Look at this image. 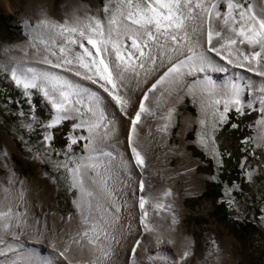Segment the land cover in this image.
Masks as SVG:
<instances>
[{"label":"bare ground","instance_id":"obj_1","mask_svg":"<svg viewBox=\"0 0 264 264\" xmlns=\"http://www.w3.org/2000/svg\"><path fill=\"white\" fill-rule=\"evenodd\" d=\"M54 1L47 12L37 13L34 25L27 26L29 36L24 43L0 45V58L5 59L12 53L31 55V60L4 65V68L17 85L24 89H35L49 106L51 129L65 120L80 119L75 128L85 131L81 138L86 144L84 152L78 156L79 163L71 169V199L75 211L65 213L61 210L56 186L45 180L39 162L32 156L24 155L14 139L6 135L7 150L1 153L4 160L1 159L5 162L1 167L6 172L0 177V205L5 208L12 206L16 212L23 214L25 224L22 228L14 229L17 233L15 238L4 236L6 244H0V264L18 259H24L28 264H95L98 257L101 258L100 264H156L164 257L186 260L193 237L180 231L178 226L186 215L185 197L202 195L204 180L198 175V161L189 145L170 143L168 116L155 112L157 103L165 94L166 106L172 108L185 102L188 97L217 91L221 92L225 102L230 99L235 85L239 88V104L229 103L228 107L237 105L241 109L252 106L263 110L264 76L249 71L247 67L229 64L222 56L206 48L199 49L207 57L203 70L193 69L175 83L158 86L155 92H150L145 105L151 108L153 115H141L137 133L132 135L130 143L131 119L138 110L140 98L167 65L149 71L146 81L141 73L139 84L130 82L123 90L129 104L121 111L120 106L97 85L41 62L43 52L40 49L43 45L40 41L47 33L46 29L38 27L42 19L63 22L70 20L74 14L83 17L97 13L103 17L104 6L92 8L79 1ZM222 2L224 0L218 4L220 12ZM234 2L240 3L237 0ZM251 7L256 14L264 15V0H252ZM220 26L221 22L216 21L217 29ZM224 34L227 35V32ZM213 43H216L215 38ZM230 50L222 49V55L227 56ZM242 50L251 51L247 45H243ZM230 58L236 59L237 54L233 52ZM45 72L59 73L81 88L98 92L101 96L99 110L103 113L101 126H94L99 113L95 116L92 113L90 118L84 119L71 106L67 111H58L56 103L60 97L53 91V85L35 78ZM25 84L29 86L25 87ZM171 87L173 89L170 91ZM82 96L86 97L87 94L82 93ZM84 102L89 101L85 98ZM194 123L195 120L189 116L181 119L179 135L182 139L187 137ZM259 128L261 135L257 141L264 143V120L259 122ZM50 136L53 137L52 133ZM72 141L79 143L76 134L72 135ZM131 146L137 147L144 155L145 165L142 168L135 165ZM12 151L36 162L34 176L26 177L9 167ZM175 158L179 159L177 165H173ZM93 164L96 165L94 169L87 167ZM141 197L146 200L144 209L139 207ZM145 211L148 213L146 217ZM82 213L88 215L87 220ZM95 223L102 224L107 233L106 236L101 233L98 242L101 249L107 250L106 257L97 249V241L92 239ZM86 231L87 237L84 236ZM7 246H11L12 250L8 251ZM225 258L224 254L218 255L219 262L215 264H229V259Z\"/></svg>","mask_w":264,"mask_h":264},{"label":"snow or ice","instance_id":"obj_2","mask_svg":"<svg viewBox=\"0 0 264 264\" xmlns=\"http://www.w3.org/2000/svg\"><path fill=\"white\" fill-rule=\"evenodd\" d=\"M219 2L108 0L102 9L103 17L97 13L85 14L83 17L74 14L70 20L65 19L63 22L42 19L38 27L46 29L47 33L40 41L43 45L40 49L43 52L41 62L97 85L120 106L121 111L129 104L123 94L128 84L132 81L139 84L141 73L146 81L149 71L166 64L165 71L140 98L138 110L131 119V143L132 135L137 133L141 115H153L151 108L145 105L149 93L155 92L158 86L175 83L193 69L203 70L207 57L199 49L206 48L222 56L229 64L247 67L249 71L264 76V15L253 12L251 5L245 8L234 0H224L227 11L222 13L218 9ZM216 21L221 22L219 29ZM243 45H247L251 51L243 52ZM226 48L231 50L227 56H223L221 50ZM233 52L237 54L236 59L230 58ZM35 78L53 85V91L60 97L56 103L58 111H67L71 106L79 112L86 98L89 101L88 111L94 116L99 113L94 126H101L103 113L99 110L101 96L98 92L81 88L59 73L45 72ZM28 86L25 84V87ZM82 93L87 96L83 97ZM238 95L239 88L234 85L230 99L225 101V110L229 103L239 104ZM130 150L135 165L142 168L145 165L144 155L135 146H131ZM87 167L94 169L96 165ZM145 203V198L141 197L139 207L144 209ZM82 215H85V220L88 219V215ZM147 215L145 211L144 216ZM24 224L23 214L16 212L12 206L5 208L0 205V244H6L5 235L15 238L17 233L14 229L22 228ZM92 231L97 249L106 257L107 250L101 249L98 242L101 233L105 236L107 233L99 223L93 225ZM84 236H88L87 231ZM7 250L11 251V246H7ZM100 260L98 257L95 264H100Z\"/></svg>","mask_w":264,"mask_h":264},{"label":"rangeland","instance_id":"obj_3","mask_svg":"<svg viewBox=\"0 0 264 264\" xmlns=\"http://www.w3.org/2000/svg\"><path fill=\"white\" fill-rule=\"evenodd\" d=\"M59 1V0H58ZM65 2H78L83 5L91 6L92 8H100L105 6L108 0H62ZM245 8L252 5V0H237ZM55 2L54 0H0V45H19L26 41L29 34L27 32V26L29 24L34 25V20L40 13H45L49 10L50 5ZM222 12H226V4H221ZM38 13V14H37ZM16 54V55H15ZM30 54L12 53L9 57L3 59L0 58V92L4 91H18L23 96H30L39 101L41 110H36L34 106L24 112L20 116V120L23 124L33 125L39 123L40 125V140L34 143V145L27 144L28 140L18 139L13 133L9 132L3 126V120L0 118V177L6 170L1 167L3 163L2 154L7 150L5 137L11 136L17 148L26 156H32L41 165L45 180L56 186L59 198L61 210L65 213L75 211V206L72 203V180L71 169L79 163L78 156L84 152L86 142L81 138L85 131L75 128L80 123V119H68L56 128L51 129L49 124L52 118V113L49 106L44 102L42 97L36 92L35 89H24L22 86L17 85L10 72L5 70L4 65L18 63L20 61L31 60ZM173 87L169 90L171 91ZM77 97H74L76 99ZM263 99V98H261ZM219 101V102H217ZM0 106L2 102L0 100ZM89 102H84V106L80 107V111L77 114L84 119H88L92 116V113L88 111ZM213 109L220 111H239L244 112L246 110L258 111V114L253 121L251 141L255 151L261 155V159L257 162H252L253 167L245 174V179L248 183H252V188L258 198L253 199L254 203L259 201L260 210H264V168L261 166L264 164V143H259L261 130L259 128V122L264 120V109L252 106H245L241 109L237 105L228 107L225 110V102L223 100L220 91L208 92L203 94H196L193 97H188L185 102H182L178 106L168 108L165 103V94L160 98L157 103L155 112L159 115L165 114L168 116L167 133L170 138V143L175 144H187L190 151L193 152L194 158L198 161V175L204 180V192L207 188L212 177L209 175V170L205 168V158H212L215 152V123L212 122L214 114ZM184 116H189L195 120L194 126L187 132V137L182 139L179 135L181 130V119ZM68 125L70 131L69 142L66 147H53L54 154L52 156V150L48 149L50 142L53 141L54 136L60 134L59 127L63 124ZM207 129L213 131V135L210 134ZM200 132L199 135L194 132ZM207 131V132H206ZM53 135L51 137L50 135ZM194 133L197 137L190 139V134ZM76 134L79 138V143L72 141V135ZM2 153V154H1ZM11 161L8 163L9 167H13L18 173H22L24 176H34L36 174V162L30 160L24 156H21L18 152L12 151ZM257 155V154H256ZM3 160H2V159ZM45 159V160H44ZM2 160V161H1ZM46 161V165H45ZM48 162V164H47ZM179 159L175 158L173 165H177ZM261 164V165H259ZM260 177V178H258ZM259 183V184H258ZM256 188L257 191H256ZM237 187H231L225 185L226 197L231 198L232 192ZM202 196V195H200ZM200 196H186V215L183 222L179 224L178 228L186 235L192 236V244L190 246L187 259L179 261L171 257L160 258L156 264H215L219 262L217 256L220 254L225 255V259H229V264H259V258L264 256V241L258 236L251 237L243 241L238 235L233 221L246 216L248 214L247 207L243 204L234 209L232 206L230 211V219H209V224L205 228H198L194 223L191 224L192 216H207L214 210L215 203L212 200L203 198L194 208L191 210L188 208L193 206V201ZM248 198L250 196L248 195ZM230 205L233 204L231 199H228ZM252 201V202H253ZM188 206V207H187ZM255 206H258L255 205ZM251 208V205H249ZM238 210V211H237ZM254 210L249 214L250 218H253ZM262 226V222L259 223ZM204 261V262H203ZM227 262V261H226ZM6 264H28L24 259H18L11 263Z\"/></svg>","mask_w":264,"mask_h":264},{"label":"trees","instance_id":"obj_4","mask_svg":"<svg viewBox=\"0 0 264 264\" xmlns=\"http://www.w3.org/2000/svg\"><path fill=\"white\" fill-rule=\"evenodd\" d=\"M242 3L244 4V1ZM0 100L2 102L0 118L4 122V128L13 133L18 139L28 140L27 144L29 145L38 142L41 134L39 123L32 128L33 125L23 124L20 116L27 112L31 106H34L36 110H41L39 101L30 98V96H23L14 90L0 92ZM30 101L32 102L31 106ZM212 111L214 114L212 122L214 121L216 124L215 130L217 131L215 135V152L212 158L203 160L206 164L205 168L209 170L212 179L207 183L206 191L202 196L193 201L194 205L187 207L191 210L203 198L212 200L215 205L214 210L207 216H192L190 219L191 224L194 223L201 229L209 224V219H230L231 207L238 209L239 206L244 204L248 209V214L233 221L238 235L243 241L255 236L264 241V210H260L259 201L254 203L253 199L258 198L254 194H257L252 188V183L249 184L245 179V174L254 166L252 162H258L262 157L255 151L251 141L252 129L250 127L253 125L258 111L246 110L243 113L215 109ZM59 131L60 134L57 137L54 136L53 141L48 146V149L52 150L51 157L54 154V146L57 147L58 145L63 148L69 142L70 131L68 125L63 124L59 127ZM207 131L213 135V131L209 129ZM194 133L199 135L201 131H195ZM194 133L190 134L192 140L197 137ZM261 166L264 168V164ZM225 185L237 187L232 192L231 198L226 197ZM248 195L250 198H248ZM228 199L233 201L232 205H230ZM262 199H264V196H262ZM257 204L258 206H255ZM249 205H251V208H249ZM252 210H254L253 218H250L249 214ZM260 222L263 223L262 226H260ZM259 264H264V256L259 258Z\"/></svg>","mask_w":264,"mask_h":264}]
</instances>
